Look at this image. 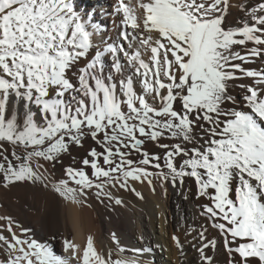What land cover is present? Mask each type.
<instances>
[{"label":"snow or ice","instance_id":"obj_1","mask_svg":"<svg viewBox=\"0 0 264 264\" xmlns=\"http://www.w3.org/2000/svg\"><path fill=\"white\" fill-rule=\"evenodd\" d=\"M99 15L120 17L116 39L77 0H0V188L51 194L69 215L92 194L113 200L109 186L144 199L132 183L155 191V178L205 201L218 236L186 229L198 264L217 252L264 264V0H116ZM0 221V264H69L55 236ZM138 239L131 257L114 233L107 252L91 235L63 250L76 264H154L162 246Z\"/></svg>","mask_w":264,"mask_h":264},{"label":"bare ground","instance_id":"obj_2","mask_svg":"<svg viewBox=\"0 0 264 264\" xmlns=\"http://www.w3.org/2000/svg\"><path fill=\"white\" fill-rule=\"evenodd\" d=\"M77 2L82 10L95 8L98 19H102L107 25L108 35L116 39L120 31V17L99 15L101 11L113 12L116 0H77ZM233 12L235 13L234 9ZM89 143L91 142L89 141ZM88 146L85 144V149ZM85 149L73 150L76 160L86 155ZM61 174L60 167L57 166L56 176L59 178ZM156 180L153 178L155 191L146 181L132 183V186L143 195L144 199H140L133 192L118 186H109L105 190L110 191L114 199H121L122 205H116L114 199L109 200L104 196L97 199L92 194L88 200L90 206L74 210V213L69 215L65 213L64 202L51 194L27 188H12L11 190L0 188V216H11L19 225L30 229L35 238L42 242L55 236L54 250L58 255L67 258L69 264H76V262L72 260L71 252H64V239L84 245L87 236L91 235L94 237L97 249L107 252L109 248L114 247L113 233L120 241L127 243L124 246L129 250L125 253L126 256H133L134 253L131 249L143 246L138 239L143 235L146 241L162 246V248L155 249L153 256L148 257L149 260L154 261V264H183L182 261L177 260L180 252L171 240L172 229L179 223V213H184V220L191 227H199L205 223L213 236H218V234L215 229L209 226L208 221L200 216L201 200H197L193 196L187 200L191 203L179 211L177 207L187 201L178 194L177 189H173L171 185L162 188L159 183H156ZM187 184L195 192L194 183L188 181ZM166 215H169V219L166 218ZM3 223L4 221H0V224ZM4 234L7 235L6 232ZM122 245L124 244L122 243ZM187 249L190 250V246L185 247V250ZM187 255L189 256V253ZM216 256L217 264H224L225 256L222 252H217ZM188 261L189 259H186L184 264H187Z\"/></svg>","mask_w":264,"mask_h":264},{"label":"rangeland","instance_id":"obj_3","mask_svg":"<svg viewBox=\"0 0 264 264\" xmlns=\"http://www.w3.org/2000/svg\"><path fill=\"white\" fill-rule=\"evenodd\" d=\"M133 2H134V0H133ZM156 183L158 184H160V181L157 179L156 180ZM169 185H165V187L167 188ZM202 202H205V201H202L201 200V203ZM191 202L190 201H187L186 203H182L181 204V206L179 207H177V210H179V211H182L183 209H185L186 208V205H189ZM184 213H179V223H178V226L177 227H175V228H173L172 229V235H177V236H179V238H180V240H181V242L184 244V247H189L190 246V250L189 249H187V250H185L186 251V253H189V256L188 255H186V257L185 256H182L181 254L179 255V256H177V260L178 261H182V263L184 264V261L186 260V259H189V261H188V263L187 264H198V262H199V255H198V253H196L195 252V250L191 247V245L192 244H195L196 243V241L195 240H193V237L194 236H196L197 235V232H193L192 233V235H186V229H190V225L184 220ZM166 218L167 219H169V215H166ZM180 224H182V225H180ZM187 225H188V227H187ZM202 225L203 226H205L206 227V225H205V223H202ZM200 227L201 226H199V227H195V228H197L198 229V231L200 230ZM191 228H193V227H191ZM176 229V230H175ZM206 235L209 237V238H211V237H213V234L211 233V231L208 229V232L206 233ZM124 244V245H122V243ZM120 244L124 247V246H126L127 245V243L125 244V242L124 241H120ZM208 252V255H213V252H211V250L210 251H207ZM198 256V257H197ZM189 257V258H188ZM180 260H179V259Z\"/></svg>","mask_w":264,"mask_h":264}]
</instances>
